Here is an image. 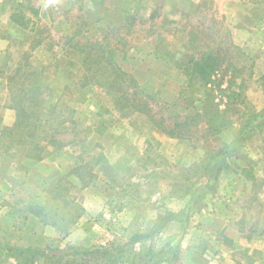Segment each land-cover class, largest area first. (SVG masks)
I'll list each match as a JSON object with an SVG mask.
<instances>
[{
	"label": "rangeland",
	"instance_id": "rangeland-1",
	"mask_svg": "<svg viewBox=\"0 0 264 264\" xmlns=\"http://www.w3.org/2000/svg\"><path fill=\"white\" fill-rule=\"evenodd\" d=\"M4 1L11 18L0 11V36L9 38L0 53V132L15 121V101L25 92L47 95L44 104L55 106V114L68 117L73 110L77 124L56 133L62 144L49 147L41 161L20 159V149L8 157L0 148V264H176L181 239L205 216L213 220L211 234L223 237L229 255L237 254L221 263L248 264L251 249L230 237L239 231L261 238L264 183H248L249 193L233 175L250 167L252 156H264V49L235 45L233 35L256 23L263 31L256 36L264 37V0ZM124 9L132 19L125 21ZM76 30L75 49L109 47L119 67L153 97L154 115L176 113L190 125L171 137L157 132L149 116L113 108L102 88L73 92L82 67L67 63L65 51H76L63 42ZM201 50L218 53L213 58L221 71L211 81L183 70L186 58ZM204 108L209 127L200 122ZM231 126L227 144L221 132ZM85 159L93 177L80 188L79 179L63 176ZM61 177V184L70 180L76 187H54ZM231 182L238 193L228 192ZM222 187L227 191L221 195ZM77 205L83 212L76 219ZM239 206L243 218L235 220ZM164 215L171 222L151 232Z\"/></svg>",
	"mask_w": 264,
	"mask_h": 264
},
{
	"label": "trees",
	"instance_id": "trees-1",
	"mask_svg": "<svg viewBox=\"0 0 264 264\" xmlns=\"http://www.w3.org/2000/svg\"><path fill=\"white\" fill-rule=\"evenodd\" d=\"M124 13L127 15L125 21L132 19L134 16L127 9H124ZM28 20L31 21L32 19L29 18ZM98 20H101V18H97V20L95 21ZM84 25H86V23ZM100 29L101 26L96 27V30ZM106 34L107 33H102L103 41H105L106 39ZM186 34L188 33L186 32ZM79 35L80 31L76 30L74 34L65 37V42H63V44H66L68 48L75 49L76 45L71 44L70 41L74 42V40ZM184 45L186 44H182V46ZM84 46L88 49H75L76 54L73 55L69 54L67 51H65L64 53L65 57L67 58L68 64H72L74 62L73 65L81 64L82 67V73L79 76V79L77 80V82H74L75 89L73 90V92L77 91V89L87 86L102 88L104 92L107 91L104 95L111 98V104L113 108L117 107L118 110L126 112V114H145L150 117L151 121L155 125L157 132H165V134L171 137L179 136V132L182 130L183 126L188 127L190 125L188 117H185V119H180V116L176 113H168L167 115H165L164 113L162 114L161 112L163 111L160 110L161 112L159 116L154 115L156 111L151 109L149 103V99L152 100L153 97L144 94L143 91H141V89L139 88L136 79L131 74L123 71L119 67V65L114 61L112 51L109 47H105L104 49H102L101 45L96 48H90L89 44H85ZM65 49L66 48H62L63 51ZM196 54L198 56L197 58H195L194 55H190L186 58V66H184L183 70H185L187 75L189 76L191 74L197 75L205 81H211L212 77H214V73L216 71H221L220 66L217 64V62H214L213 58L214 55L216 56V54L218 53H216L215 51L213 54H206V51L201 50ZM203 55H205L204 60H202ZM78 61L79 63L76 64V62ZM37 82H39V79H37ZM40 85L41 84H39V86ZM36 89L41 88L36 87ZM65 89H67V91L69 92H72L69 86H65ZM20 90L23 89L20 88ZM46 96L47 95L43 96L42 94L39 96H33L28 95V93L25 92L24 94L20 95V97H17V100L15 101L16 104L14 105V108L16 110V119L11 126L2 129V131L0 132V148L2 153L8 154V157H10V153L18 155L20 149L22 150L20 159L26 158L32 161H41L47 154L51 153L49 147L62 144V141L57 138V134L69 133L71 131V126L74 127L77 124V121L70 117L73 110H68L70 116L67 117L63 116L62 113L55 114V106H50V108L47 109L46 105L44 104V99L46 98ZM166 104L162 102L159 104V106L160 108H165ZM9 107H12L11 104L9 105ZM208 114H210V110L204 108L202 111V117L204 118L203 121L201 119L200 122L205 123L206 127H209L211 125L209 124L211 118L207 119ZM199 116L200 115H198L197 117ZM55 121L57 122L54 123ZM66 122H69V126L66 125ZM58 126H60V128H62L63 130L58 131ZM90 156V154L87 155V157L89 158ZM81 159L84 158L81 156ZM83 163L84 164H82V162L77 164L72 169H70L66 173V175L63 176L66 177V179L70 176H74L79 179L81 183L80 188L86 187L93 177L91 170L88 169L89 162H86L85 159ZM84 174H87L88 176L85 178L83 176ZM62 180V177L59 179L57 178L54 187L60 185L62 183ZM69 181H66L67 184H61V188L64 190H69L70 187H76ZM77 210L78 213L76 215V219L80 218L83 212L82 207L78 205ZM76 219L71 222L70 226H73L72 224L77 221ZM171 220L172 218L168 215L161 216L158 222H154V224H152L151 232H155L157 230L156 232L158 233L159 229L161 228V224L163 223V225H165V223H170ZM138 238L139 237L136 235L133 236L129 243L134 242Z\"/></svg>",
	"mask_w": 264,
	"mask_h": 264
},
{
	"label": "crops",
	"instance_id": "crops-1",
	"mask_svg": "<svg viewBox=\"0 0 264 264\" xmlns=\"http://www.w3.org/2000/svg\"><path fill=\"white\" fill-rule=\"evenodd\" d=\"M220 2H227L231 0H217ZM0 11H3L4 13H7V20H10L11 15H10V6L6 4L4 0H0ZM232 18H235V15L232 16ZM264 20V19H263ZM255 26V27H254ZM254 26H246V27H237L235 28V32L233 35V41L235 45L238 46H246L249 47L250 49L256 50L261 52L264 49V37L261 36L260 38L257 37L258 28H262L257 25L256 23ZM263 32V31H262ZM9 38L5 36H0V53L4 51L8 44H9ZM0 89H3V85L0 82ZM263 95L262 92L257 90L256 95L260 97ZM9 108V107H6ZM233 126L227 127L222 130L221 132V137L222 141L224 143H230L233 141L232 138V133H233ZM248 164H250V167L246 169V165H242L239 172L235 173L233 175L235 182H239L241 187H243L244 183L251 184L252 181H255L257 183H264V156L261 155L259 157L252 156L250 160H248ZM246 170V171H245ZM249 173V174H248ZM248 174V175H246ZM235 182H231L232 186L229 188V193L234 194L239 192V188L235 185ZM249 187V186H248ZM264 189V187H263ZM249 193H251V187L248 188ZM226 189L222 187V193H226ZM235 200V198H232ZM221 201L224 200V197L222 196ZM252 200H255L254 197L250 198L249 205L250 209L254 208L256 206L255 201L252 202ZM252 204V205H251ZM260 203H258L259 205ZM259 209H261V215L258 216V222L257 226L262 233L261 238L257 241L254 237L246 236L241 232H235L234 238L231 236L230 238L233 239L235 245H239V239H242L244 242H246L243 246L248 247V249H251L249 251V257H251V261L248 262V264H264V199L263 203L261 202V206H259ZM235 210H239L240 214L235 218V220H240L243 218V209L239 207H235ZM87 216L92 215L90 211L87 212ZM204 221L201 220V222L197 225H194L193 229L188 230L187 233L183 236L181 239V253L179 254V260L177 261L176 264H217V262L221 263V260L227 259V256H231L235 260L237 259V254L232 253L231 255L228 254L226 251V247L224 245V240L222 238H215L211 234V227H213V220L209 219L206 220V216ZM81 223L82 221H87V218H81L80 219ZM223 228V227H222ZM224 230V229H222ZM248 230V229H247ZM226 233V230H224ZM78 232V231H77ZM250 233V232H249ZM231 235L229 233L226 234ZM242 236V237H241ZM211 246H214L216 250H213ZM255 251L260 252L258 257H254ZM235 255V256H232Z\"/></svg>",
	"mask_w": 264,
	"mask_h": 264
}]
</instances>
